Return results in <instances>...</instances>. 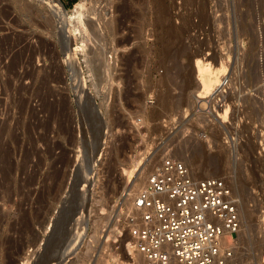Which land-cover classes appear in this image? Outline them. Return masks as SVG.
I'll use <instances>...</instances> for the list:
<instances>
[{
    "label": "rangeland",
    "instance_id": "obj_1",
    "mask_svg": "<svg viewBox=\"0 0 264 264\" xmlns=\"http://www.w3.org/2000/svg\"><path fill=\"white\" fill-rule=\"evenodd\" d=\"M91 2L70 56L48 3L0 0V264H140L126 217L167 158L228 182L244 220L232 264H263L264 0ZM193 71L221 89L185 93Z\"/></svg>",
    "mask_w": 264,
    "mask_h": 264
},
{
    "label": "built area",
    "instance_id": "obj_2",
    "mask_svg": "<svg viewBox=\"0 0 264 264\" xmlns=\"http://www.w3.org/2000/svg\"><path fill=\"white\" fill-rule=\"evenodd\" d=\"M134 208L126 218L133 252L141 264H232L236 260L241 212L225 179L196 177L184 162L167 158L148 176L145 189L134 198Z\"/></svg>",
    "mask_w": 264,
    "mask_h": 264
},
{
    "label": "bare ground",
    "instance_id": "obj_3",
    "mask_svg": "<svg viewBox=\"0 0 264 264\" xmlns=\"http://www.w3.org/2000/svg\"><path fill=\"white\" fill-rule=\"evenodd\" d=\"M44 2H46V3H48L49 5H50V7H51V9H52V11H54V12H56L58 15H59V17H60V20H61V23H62V26L66 29V31H67V34H69V38H70V42H69V53H70V56H72V54H73V52H74V50H75V48H73V37L74 38H77L78 36H84L85 35V33H87V29L88 28H86V23H85V18L87 17V14H88V12L91 10H89V6H90V4L92 3L91 1H89V0H80L79 2H77L75 5H74V8L72 9V10H66V8L64 7V5L62 4V2L60 1V0H43ZM91 2V3H90ZM90 13V12H89ZM93 14V13H92ZM95 17H97V16H95ZM100 17V16H99ZM100 19V18H99ZM203 20H205V19H203ZM202 22V21H201ZM96 24V23H95ZM138 24V23H137ZM94 25V24H93ZM194 26V25H193ZM245 29V28H244ZM135 30V29H134ZM73 34V35H72ZM88 36V35H87ZM86 36V37H87ZM181 36V35H180ZM85 37V36H84ZM141 37V36H140ZM190 37V36H189ZM83 38V37H82ZM171 38V37H170ZM177 39V38H176ZM190 39V38H189ZM82 42H83V44H84V48H83V50L84 49H86L87 48V46H88V44L87 43H85V40H82ZM87 42V41H86ZM218 45V44H217ZM180 48H182V47H180ZM184 48V47H183ZM86 51V50H85ZM183 52H186L184 49H183ZM178 54H179V52H177L175 55H173V57H171V58H173V60L174 61H172V63L173 62H175V66H181L180 64H181V60H180V56H178ZM186 54V53H185ZM203 54V53H202ZM88 55V54H87ZM204 55V54H203ZM207 55V54H206ZM73 56H74V54H73ZM192 58V57H191ZM193 58L195 59V63L197 62V61H199V60H201L200 61V63L202 62V61H204L205 60V62H207L206 61V58L205 57H203L201 54H197V52H196V55L194 54L193 55ZM85 61V60H84ZM108 61V60H107ZM131 61V60H130ZM209 62V61H208ZM107 63V62H106ZM210 63V62H209ZM107 64H109V63H107ZM203 64V63H202ZM201 64V65H202ZM208 64V63H207ZM211 64V63H210ZM213 64V63H212ZM224 65V64H223ZM227 65V64H226ZM106 66H108V65H106ZM204 66H205V63H204ZM212 66V65H211ZM211 66H208V68H209V70H210V68H211ZM216 66V65H215ZM228 66V65H227ZM206 67V66H205ZM179 68V67H178ZM177 68V69H178ZM196 68V67H195ZM215 68V67H214ZM177 69L175 68V70L177 71ZM180 71H179V73L178 74H176V76H177V78H179V77H181V79H182V77H183V67L181 66L180 67ZM201 69H203V68H201ZM206 69H207V67H206ZM194 70V69H193ZM195 70H197V69H195ZM205 70V69H204ZM203 70V71H204ZM218 71L220 70V69H217ZM223 70H225V69H223ZM139 71V70H138ZM172 71V70H171ZM170 71V72H171ZM213 71V70H212ZM221 71V70H220ZM169 72V73H170ZM197 72H199V71H197ZM177 73V72H176ZM203 73V72H202ZM206 73L207 72H205V75H206ZM204 74V73H203ZM210 74H211V71H210ZM175 75V74H174ZM199 75H200V82H198L199 84V86H196L197 84V81H198V79L197 78H195L194 79V71L193 72H191L188 76L187 75H185L184 77H186L187 76V78H185V80H184V82H183V84H184V92L185 93H187L188 92V90H189V88H190V85L191 84H193L194 83V86L195 87H198V89L196 90V92H199V91H201V93H202V90H201V88H202V86H203V88H204V90L206 89V90H208V93H212V94H214V93H217L218 91H219V89H221L220 88V85H218L219 86V88H218V86H215V87H213V88H211V84L209 85L208 83H206V81H203V79H201V74L199 73ZM170 76H171V74H170ZM175 76V77H176ZM207 76H209V75H207ZM223 76V75H222ZM172 77V76H171ZM167 78H170V77H167ZM173 78V77H172ZM171 78V79H172ZM209 78V77H208ZM134 79V78H133ZM204 79H207L205 76H204ZM223 80H224V78H222ZM221 79V80H222ZM169 80V79H168ZM173 80V79H172ZM175 80H176V78L174 79V81L173 82H175ZM177 80H179V79H177ZM222 80V81H223ZM129 81V80H128ZM209 81V80H208ZM167 82H170V81H167ZM172 81H171V83L172 84H174ZM210 82V81H209ZM210 83H212V82H210ZM227 83V82H226ZM115 84V83H114ZM170 84V83H169ZM176 85H177V83H176ZM215 85V84H214ZM225 85V84H224ZM130 86V85H129ZM183 86V85H182ZM229 86V85H228ZM176 87V86H175ZM177 88H178V86H177ZM222 88H223V86H222ZM182 89V88H181ZM224 90V89H223ZM222 90V91H223ZM221 91V92H222ZM195 92V93H196ZM204 92V91H203ZM207 92V91H206ZM244 93V92H243ZM199 95V94H198ZM212 96V95H211ZM137 97V96H136ZM88 98V97H87ZM91 100V99H90ZM118 101V100H117ZM96 111V110H95ZM110 128V127H109ZM78 133V132H77ZM109 136V135H108ZM117 141V140H116ZM56 142V141H55ZM201 145V144H200ZM191 146V145H190ZM207 148V147H206ZM209 148V147H208ZM210 149V148H209ZM212 150V149H211ZM194 151V150H193ZM217 152V151H216ZM215 152V153H216ZM143 153V152H142ZM185 154V153H184ZM217 154V153H216ZM213 155V156H215V157H211L212 155H208V159H209V165L206 167V170H208L210 167L209 166H212V167H214L217 171H218V169L220 170V168H222V165L224 164V161H222V159H224V157H222V155L221 154H218V155ZM139 155V154H138ZM193 156V155H192ZM203 156V155H202ZM167 158V157H166ZM165 159V158H164ZM99 161V160H98ZM225 165V164H224ZM224 168H226L225 166H224ZM210 169H212V168H210ZM222 170V169H221ZM215 171V170H214ZM245 171V170H244ZM144 172V171H143ZM226 172V171H225ZM133 172H130V174H132ZM135 173V172H134ZM133 173V174H134ZM142 173V172H141ZM249 173V172H248ZM92 172H91V170H89V172H88V175H89V180H90V182H88V188H90V186H92L93 185V183H94V178L92 179L91 177H92ZM143 174H145V173H143ZM147 174V173H146ZM145 174V175H146ZM194 174V173H193ZM244 174V173H243ZM242 174V175H243ZM246 174V173H245ZM145 175H142V176H145ZM208 175V174H207ZM133 176V175H132ZM132 176H131V178H132ZM135 176V175H134ZM139 176V175H138ZM149 176V175H148ZM245 176V175H244ZM146 177V176H145ZM243 177V176H242ZM249 177V176H248ZM88 180V181H89ZM144 180V179H143ZM147 180V179H146ZM144 183H147V181H145L144 180ZM76 184V183H75ZM144 185H147V184H144ZM134 192V191H133ZM128 194H129V192H127ZM131 193H132V191H131ZM130 195H132V194H130ZM129 195V196H130ZM126 197H127V195H126ZM126 197H125V199H126ZM128 198V197H127ZM129 199V198H128ZM127 199V200H128ZM240 208V212H241V207H239ZM247 214V213H246ZM247 219V218H246ZM246 219H245V221H246ZM241 221H242V227H243V223H244V220H243V215H242V212H241ZM59 224V219L56 221V224ZM56 224H55V227H56ZM247 224V223H246ZM88 233V225H86V227H84L83 226V229H82V231H81V233L78 235V238L77 239H79V240H81L80 242H82L83 241V239L85 238V236H86V234ZM248 239V238H247ZM228 240H229V243H233V239L231 238V237H228ZM78 242V241H77ZM78 244V243H77ZM79 245H77V247H78ZM72 247H73V244H72ZM76 247V248H77ZM129 248L130 249H133V245H130L129 246ZM73 250H74V248H73ZM68 251V250H67ZM67 251L64 253V255H63V257H62V260L64 259V261H62L61 260V264H64L67 260H68V258H69V256H70V254H71V252L70 253H67ZM135 256H137L138 257V260H139V263L141 264V259L139 258V256L138 255H136L135 254ZM136 258V257H135ZM28 263V262H27ZM34 264V263H33ZM35 264H53V261H52V258L50 257V255L48 254L47 255V253H45V255L44 256H42V257H40V259H39V261L37 262V263H35Z\"/></svg>",
    "mask_w": 264,
    "mask_h": 264
},
{
    "label": "water",
    "instance_id": "obj_4",
    "mask_svg": "<svg viewBox=\"0 0 264 264\" xmlns=\"http://www.w3.org/2000/svg\"><path fill=\"white\" fill-rule=\"evenodd\" d=\"M78 188H79V186L76 187L77 190H78ZM77 214H78V212H76V213L72 216V219H71L68 223H66L67 226H69L70 222L76 218ZM58 227H59V224L57 223V224H56V227L54 228V230L51 231L50 234L48 235V237H47V239H46L47 246L45 247V249H49L51 243L53 242V240H54V238H55V233H56V230H57ZM40 256H41V255H40ZM40 256L38 257V259H36V260L33 262L34 264L37 263V262L39 261ZM62 261H64V259H63ZM33 263H32V264H33Z\"/></svg>",
    "mask_w": 264,
    "mask_h": 264
},
{
    "label": "trees",
    "instance_id": "obj_5",
    "mask_svg": "<svg viewBox=\"0 0 264 264\" xmlns=\"http://www.w3.org/2000/svg\"><path fill=\"white\" fill-rule=\"evenodd\" d=\"M63 1H68L71 2L72 4H76L79 0H63Z\"/></svg>",
    "mask_w": 264,
    "mask_h": 264
}]
</instances>
